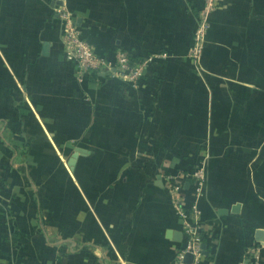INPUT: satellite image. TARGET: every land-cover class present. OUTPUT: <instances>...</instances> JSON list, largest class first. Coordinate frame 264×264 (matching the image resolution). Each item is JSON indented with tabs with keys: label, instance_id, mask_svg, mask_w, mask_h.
<instances>
[{
	"label": "crops",
	"instance_id": "crops-1",
	"mask_svg": "<svg viewBox=\"0 0 264 264\" xmlns=\"http://www.w3.org/2000/svg\"><path fill=\"white\" fill-rule=\"evenodd\" d=\"M65 2L98 54L152 58L138 86L78 76ZM0 0V264H170L187 236L166 174L207 157L199 264H264V0ZM74 162L71 164L72 159Z\"/></svg>",
	"mask_w": 264,
	"mask_h": 264
},
{
	"label": "built area",
	"instance_id": "built-area-1",
	"mask_svg": "<svg viewBox=\"0 0 264 264\" xmlns=\"http://www.w3.org/2000/svg\"><path fill=\"white\" fill-rule=\"evenodd\" d=\"M219 0H202L198 13V26L194 32L193 47L190 56L198 59L207 41V32L211 25V16ZM58 13L64 23L63 43L64 54L68 59L77 61L78 76L82 79L87 76H97L102 72H110L122 81L138 86L144 77L145 69L152 58L133 60L126 52H118L114 59L98 54L94 46L85 38L77 25L73 12L65 2L58 7ZM191 182L192 192L200 198L207 182V164L191 165L187 171L166 174V186L171 196V203L175 213L181 218L187 243L175 260L170 264H199L202 257L203 225L200 223L201 209L196 201L190 208L187 207V195L184 185ZM187 254L192 255L187 261ZM261 245H254L245 252V259L240 264H261Z\"/></svg>",
	"mask_w": 264,
	"mask_h": 264
},
{
	"label": "rangeland",
	"instance_id": "rangeland-1",
	"mask_svg": "<svg viewBox=\"0 0 264 264\" xmlns=\"http://www.w3.org/2000/svg\"><path fill=\"white\" fill-rule=\"evenodd\" d=\"M193 47V45H191L189 47V49L187 50V54L186 56L191 60V62L194 64L195 67H197L199 70L201 69L202 65H201V57H202V54H203V51H204V48H205V45L203 47V51H202V54L201 56L198 58V59H194L193 57L190 56V52H191V48ZM151 62V61H150ZM149 65V64H148ZM207 159V157H204L201 161L197 162V163H193L191 165H199L201 164V162H205ZM207 164V163H206Z\"/></svg>",
	"mask_w": 264,
	"mask_h": 264
},
{
	"label": "water",
	"instance_id": "water-1",
	"mask_svg": "<svg viewBox=\"0 0 264 264\" xmlns=\"http://www.w3.org/2000/svg\"><path fill=\"white\" fill-rule=\"evenodd\" d=\"M74 159H75V158L72 159L71 164L74 162ZM186 259H187V261H191V259H192V255H191V254H187Z\"/></svg>",
	"mask_w": 264,
	"mask_h": 264
}]
</instances>
